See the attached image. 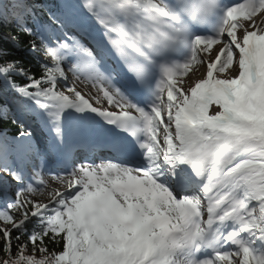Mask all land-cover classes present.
Here are the masks:
<instances>
[{
    "label": "snow or ice",
    "instance_id": "snow-or-ice-1",
    "mask_svg": "<svg viewBox=\"0 0 264 264\" xmlns=\"http://www.w3.org/2000/svg\"><path fill=\"white\" fill-rule=\"evenodd\" d=\"M45 12L0 5L43 55L38 70L0 64V118L42 113L55 135L42 151L22 124L0 132V264H264V0H51ZM196 65L206 74L180 83ZM145 93L146 108L128 98ZM107 125L143 163L72 165L89 149L66 146V129L99 140ZM126 145L112 137L114 151ZM47 153L67 171H46ZM46 175L75 191L29 199Z\"/></svg>",
    "mask_w": 264,
    "mask_h": 264
},
{
    "label": "trees",
    "instance_id": "trees-1",
    "mask_svg": "<svg viewBox=\"0 0 264 264\" xmlns=\"http://www.w3.org/2000/svg\"><path fill=\"white\" fill-rule=\"evenodd\" d=\"M35 1L39 3L40 0ZM1 3L3 2L0 1V5H2ZM34 15L38 20L46 19L45 9H42ZM27 23L29 26H34L31 19H29ZM28 40L29 37L20 30L14 20H5L3 17H0V51L3 52V55L0 56V64H3L5 61H20L22 65H26L33 70H38V58L36 53H32V51L29 50ZM15 78L20 82L23 81L22 77ZM4 86V79L0 77V87ZM1 131L14 135L17 132V126L12 124L10 118H0V132ZM29 231H31L30 224ZM49 248L52 251H57L59 246L53 247L49 245ZM39 258V254H37V259Z\"/></svg>",
    "mask_w": 264,
    "mask_h": 264
},
{
    "label": "rangeland",
    "instance_id": "rangeland-1",
    "mask_svg": "<svg viewBox=\"0 0 264 264\" xmlns=\"http://www.w3.org/2000/svg\"><path fill=\"white\" fill-rule=\"evenodd\" d=\"M258 20H259V17L255 18L256 23L258 22ZM238 34H239V31H238ZM194 67L191 69V72L189 71L188 75L185 76L183 79H185V78L189 79V77L192 75ZM199 70L201 71V74H206V69L202 65H200ZM230 71H231V69L226 70L224 75H227ZM235 74L236 73H233V75H235ZM201 76H199L198 78H201ZM70 83H71V81H70ZM76 83H77V87L82 90V94H87L88 96L97 95L96 90H93V89L90 90V87L83 85L81 82H76ZM18 114H22V112L19 111ZM34 163L37 166L39 164V162H34ZM28 180L30 181V179H28ZM47 185H48V187H50L51 182L48 181ZM65 189H66V187L64 185L53 187V190H60V192L65 190ZM50 192H51L50 189L46 188V189H44L43 192L30 195L28 198L32 199L38 203H43V202H46L49 200L48 195H50ZM12 195L13 194L9 193V198H11Z\"/></svg>",
    "mask_w": 264,
    "mask_h": 264
},
{
    "label": "bare ground",
    "instance_id": "bare-ground-1",
    "mask_svg": "<svg viewBox=\"0 0 264 264\" xmlns=\"http://www.w3.org/2000/svg\"><path fill=\"white\" fill-rule=\"evenodd\" d=\"M260 21L258 20V22H257V24L259 23ZM247 23V22H246ZM217 46H215L214 48H213V54L215 53V48H216ZM203 66V65H202ZM199 67H200V65H197L196 67H195V69H193V72H192V75L189 77V79H187V78H185V79H183L182 81H180V83H185L186 84V82H188L190 79L191 80H195V79H197L199 76H201L202 74H201V71L199 70ZM204 67V66H203ZM77 132V131H76ZM75 133V132H74ZM46 179H48V180H53L52 179V177H47ZM50 189H53V186H51L50 187ZM49 191V190H48Z\"/></svg>",
    "mask_w": 264,
    "mask_h": 264
}]
</instances>
